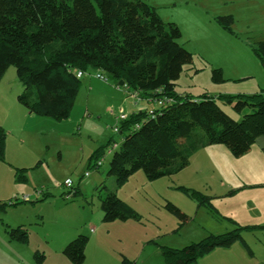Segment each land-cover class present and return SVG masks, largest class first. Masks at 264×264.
<instances>
[{
  "label": "rangeland",
  "instance_id": "1",
  "mask_svg": "<svg viewBox=\"0 0 264 264\" xmlns=\"http://www.w3.org/2000/svg\"><path fill=\"white\" fill-rule=\"evenodd\" d=\"M141 1L155 7L163 22L180 28L179 43L193 55V63L178 80L179 95L217 98L253 95L264 89V66L252 50L264 44V0ZM221 18L229 19L230 29L223 28ZM215 71L221 74L220 79ZM99 73L107 77L99 70L84 73L68 117L60 120L32 114L20 102L19 97L27 92L15 67L3 75L0 128L7 138L5 158L0 161V202L4 204L0 209V264H74L66 249L82 236L88 238L83 264H123L128 256L141 252L137 243L140 246L145 240L161 250L164 244L192 238L196 232L205 236V222L211 220L200 211L223 218L185 191L222 195L229 183L235 184L242 156H233L223 144L196 150L188 166L153 180L143 170L123 183L109 175L112 157L123 141L116 131L121 125L119 117L162 105L141 99L112 79H99ZM221 107L234 120L242 119L231 106ZM196 131L204 133L200 128ZM107 145L90 165L97 149ZM97 162L102 165L95 166ZM68 179L73 182L71 188L65 184ZM76 190L79 194L73 196ZM109 192L130 206L137 217L106 221L102 201ZM220 201L212 199L211 203ZM170 206L187 216L184 225ZM224 221L230 220L224 216L223 227L228 225ZM17 228L26 231L25 242L11 238L10 232ZM220 230V234L226 233ZM145 256L149 260V255L143 254L140 263Z\"/></svg>",
  "mask_w": 264,
  "mask_h": 264
},
{
  "label": "trees",
  "instance_id": "2",
  "mask_svg": "<svg viewBox=\"0 0 264 264\" xmlns=\"http://www.w3.org/2000/svg\"><path fill=\"white\" fill-rule=\"evenodd\" d=\"M219 23L230 29L229 19L221 18ZM181 37L175 23L163 22L156 8L141 0H0V81L8 68L15 67L27 92L20 102L32 114L59 120L68 117L81 78L90 69L104 72L108 81L118 85L123 82L141 99L163 103L159 109L135 111L120 120L123 141L109 169L118 183L139 170L150 180L174 174L189 165L196 150L214 144L225 145L235 157L243 156L264 136V93L217 98L179 95L178 80L193 63L192 53L179 43ZM252 50L264 66V44ZM215 74L221 78L218 71ZM221 104L231 106L242 119L234 120ZM6 138L0 128V161L5 158ZM109 145L97 149L90 165ZM185 191L200 205L214 209L210 196ZM78 194L76 190L73 196ZM102 207L109 222L137 217L114 192L106 194ZM170 208L184 225L187 216ZM248 229L237 226L180 250L162 247L164 264H195L213 249L241 241ZM10 235L19 242L27 240L22 228ZM87 243L82 236L67 247L74 264L84 263ZM123 264L135 263L124 259Z\"/></svg>",
  "mask_w": 264,
  "mask_h": 264
},
{
  "label": "crops",
  "instance_id": "3",
  "mask_svg": "<svg viewBox=\"0 0 264 264\" xmlns=\"http://www.w3.org/2000/svg\"><path fill=\"white\" fill-rule=\"evenodd\" d=\"M260 91L257 93H264V89ZM238 160L239 171L238 175L236 171L235 184L229 183L228 190H225L222 195L211 194L210 196L216 201L221 198V201L213 206L220 216L231 219L228 222L224 221L228 225L223 227L221 225L223 218H214L209 214L210 212L206 214L200 211L199 214L211 220L205 222V227H207L204 231L205 236L196 232L192 238L188 236L182 240H173L170 242L171 244H164L165 247L176 249L188 245L187 243H193L196 241L195 239L202 237L204 239L209 235L220 234L219 228L220 231L230 232L237 226H247L250 229L243 232L241 241L228 247L215 248L195 264H264V136H260ZM189 239L191 242H187ZM150 242L145 240L140 243V246L137 243L138 247H141V252L137 253V256H128L129 258H127L134 261L135 264H147L148 261L149 264H163L160 247L156 243L150 244ZM143 254L149 255V260L145 256L144 261L140 263L139 259Z\"/></svg>",
  "mask_w": 264,
  "mask_h": 264
},
{
  "label": "built area",
  "instance_id": "4",
  "mask_svg": "<svg viewBox=\"0 0 264 264\" xmlns=\"http://www.w3.org/2000/svg\"><path fill=\"white\" fill-rule=\"evenodd\" d=\"M82 75H83L82 72H78V77H79V78L82 77ZM97 77H98L99 79H101V80L108 81V78H107L105 75L101 74V73H99V74L97 75ZM126 117H127V116H125V115H121V116L119 117V120L125 119ZM116 131H117V132L119 131L118 128H116ZM116 146H117V145H115V147H116ZM65 184H66L67 187L71 188V186L73 185V182H72L71 180L68 179V180H66Z\"/></svg>",
  "mask_w": 264,
  "mask_h": 264
},
{
  "label": "water",
  "instance_id": "5",
  "mask_svg": "<svg viewBox=\"0 0 264 264\" xmlns=\"http://www.w3.org/2000/svg\"><path fill=\"white\" fill-rule=\"evenodd\" d=\"M120 86H124V83L123 82H120V84H119Z\"/></svg>",
  "mask_w": 264,
  "mask_h": 264
}]
</instances>
